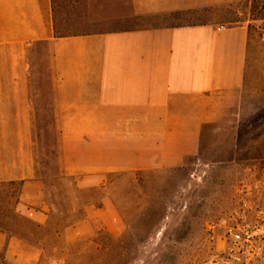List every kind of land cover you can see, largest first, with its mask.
<instances>
[{
    "label": "crops",
    "instance_id": "crops-1",
    "mask_svg": "<svg viewBox=\"0 0 264 264\" xmlns=\"http://www.w3.org/2000/svg\"><path fill=\"white\" fill-rule=\"evenodd\" d=\"M236 1L127 0L124 27L58 36L53 0H0V182L20 184L18 212L42 227L53 213L37 153L46 90L32 56L41 46L60 172L78 190L114 173L180 168L199 156L208 127L263 128L264 28L199 15ZM101 227L120 229L108 197L63 238L72 244ZM29 250L0 230V255L31 264L40 250Z\"/></svg>",
    "mask_w": 264,
    "mask_h": 264
},
{
    "label": "rangeland",
    "instance_id": "rangeland-1",
    "mask_svg": "<svg viewBox=\"0 0 264 264\" xmlns=\"http://www.w3.org/2000/svg\"><path fill=\"white\" fill-rule=\"evenodd\" d=\"M53 3L57 35L126 25L127 0ZM199 15L229 25L256 22L264 28V1L238 0ZM48 57V47L41 46L32 56V66L37 86L46 90L38 100L37 153L53 213L47 225H36L17 210L20 184L0 182V230L23 240L30 257L40 250L31 264H215L223 248L218 224L245 199L264 208V127H208L199 156L180 168L114 173L105 177L102 187L78 190L60 172L58 128L47 91ZM245 185L251 188L248 194L240 192ZM107 197L119 214L118 233L101 227L91 237L67 244L65 228L83 218L85 207L101 205ZM0 264L17 263L3 253Z\"/></svg>",
    "mask_w": 264,
    "mask_h": 264
},
{
    "label": "built area",
    "instance_id": "built-area-1",
    "mask_svg": "<svg viewBox=\"0 0 264 264\" xmlns=\"http://www.w3.org/2000/svg\"><path fill=\"white\" fill-rule=\"evenodd\" d=\"M250 191L247 185L240 190L246 194ZM214 228L210 227L213 233ZM218 228L223 248L214 258L215 264H264V208H255L245 199Z\"/></svg>",
    "mask_w": 264,
    "mask_h": 264
},
{
    "label": "trees",
    "instance_id": "trees-1",
    "mask_svg": "<svg viewBox=\"0 0 264 264\" xmlns=\"http://www.w3.org/2000/svg\"><path fill=\"white\" fill-rule=\"evenodd\" d=\"M58 36H61V35H58Z\"/></svg>",
    "mask_w": 264,
    "mask_h": 264
}]
</instances>
